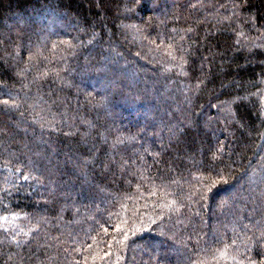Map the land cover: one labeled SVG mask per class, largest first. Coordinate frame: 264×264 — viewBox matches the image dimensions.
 <instances>
[{"label":"trees","instance_id":"1","mask_svg":"<svg viewBox=\"0 0 264 264\" xmlns=\"http://www.w3.org/2000/svg\"><path fill=\"white\" fill-rule=\"evenodd\" d=\"M0 264H264V0H0Z\"/></svg>","mask_w":264,"mask_h":264}]
</instances>
